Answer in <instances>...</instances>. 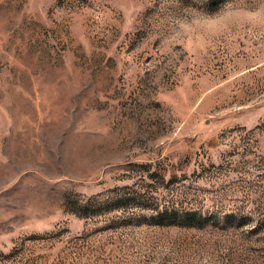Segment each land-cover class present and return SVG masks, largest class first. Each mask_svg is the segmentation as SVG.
Listing matches in <instances>:
<instances>
[{"label": "rangeland", "instance_id": "1", "mask_svg": "<svg viewBox=\"0 0 264 264\" xmlns=\"http://www.w3.org/2000/svg\"><path fill=\"white\" fill-rule=\"evenodd\" d=\"M225 3L0 0V264H264V0Z\"/></svg>", "mask_w": 264, "mask_h": 264}, {"label": "clouds", "instance_id": "2", "mask_svg": "<svg viewBox=\"0 0 264 264\" xmlns=\"http://www.w3.org/2000/svg\"><path fill=\"white\" fill-rule=\"evenodd\" d=\"M201 2L203 3L204 0H201ZM192 7H194V6H192ZM196 10L199 11V9H196ZM221 13H223L225 16L228 14V0H226L224 8L218 9L217 12L215 14H212V15L215 18L216 16H219ZM199 23H200V21L198 20V18L193 17L188 24L180 23L177 26L176 30L177 31L182 30L186 34L190 28H194ZM226 27H227V25H226ZM217 34L218 33H216V32H209L206 35H203L202 39L194 41V43L192 45L193 49L199 50V51L205 50L207 47H209L211 45L212 39Z\"/></svg>", "mask_w": 264, "mask_h": 264}]
</instances>
